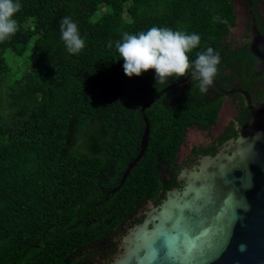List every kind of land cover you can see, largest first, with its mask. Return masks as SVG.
<instances>
[{
    "label": "trees",
    "instance_id": "16d2710c",
    "mask_svg": "<svg viewBox=\"0 0 264 264\" xmlns=\"http://www.w3.org/2000/svg\"><path fill=\"white\" fill-rule=\"evenodd\" d=\"M19 2V29L0 42V264H78L92 257L84 250L96 232L86 226L94 204L105 197L95 188L111 160L106 146H114L121 165L133 153L131 139L141 135V107L184 78L156 84L154 70L128 78L115 42L125 32L152 27L196 33L200 44L188 53L190 61L211 47L227 69L232 0ZM101 8L106 11L99 14ZM68 16L85 41L78 55H70L61 40V21ZM28 19L31 30L23 27ZM27 43V69L14 78L5 54L22 45L21 53ZM191 88L194 95L180 87L168 90L145 109L149 136H180L188 120L212 119L200 105L198 83ZM123 191L134 193L131 187Z\"/></svg>",
    "mask_w": 264,
    "mask_h": 264
},
{
    "label": "flooded vegetation",
    "instance_id": "af4514ba",
    "mask_svg": "<svg viewBox=\"0 0 264 264\" xmlns=\"http://www.w3.org/2000/svg\"><path fill=\"white\" fill-rule=\"evenodd\" d=\"M232 6L237 12H234V25L224 43L228 49L223 54L231 64L225 69L219 63L209 91L201 94L200 105L209 108L212 119L207 115L202 122L188 120L182 134L170 138L149 136L151 125L148 122L147 145L134 164L145 128L143 119L141 135L131 139L134 140L133 153L121 165L120 158L116 160L111 151L114 146H106L110 149L107 156L110 155L111 160L106 164V175L99 183L97 180L95 188L97 192H104L105 197L94 204L91 212L94 218L86 226L96 232L84 250L92 257L83 258L78 264H110L122 250L124 237L141 224L152 209L163 203L166 194L186 187V173L198 171L205 158H214L228 147L229 141L236 140L238 132L248 125L252 117L247 106L264 100V70L256 68L257 60L250 51L252 31L255 29L264 36V0H232ZM191 76L188 74L173 83L178 85L170 90L177 92L180 87L194 95L191 85L199 81L193 77L188 79ZM160 139L162 144L155 142ZM82 143L83 138H79L78 151ZM127 147L130 149L131 146ZM127 187L134 191L130 196H124L123 190ZM103 214L106 217L99 222L97 218H102Z\"/></svg>",
    "mask_w": 264,
    "mask_h": 264
},
{
    "label": "water",
    "instance_id": "95a60500",
    "mask_svg": "<svg viewBox=\"0 0 264 264\" xmlns=\"http://www.w3.org/2000/svg\"><path fill=\"white\" fill-rule=\"evenodd\" d=\"M251 36L250 51L262 71L264 36L255 29ZM176 85L141 108L145 128L133 164L147 145L145 108ZM247 107L252 117L236 140L214 158H205L198 171L186 173V187L166 194L124 237L110 264H264V100Z\"/></svg>",
    "mask_w": 264,
    "mask_h": 264
},
{
    "label": "clouds",
    "instance_id": "9594fccd",
    "mask_svg": "<svg viewBox=\"0 0 264 264\" xmlns=\"http://www.w3.org/2000/svg\"><path fill=\"white\" fill-rule=\"evenodd\" d=\"M22 10L19 0H0V42L9 40L19 29L17 14ZM61 40L70 55H78L85 47L77 24L70 16L64 17L60 26ZM200 36L196 33L172 30L168 27H152L137 34H122L115 48L123 60V71L128 78L140 77L154 70L156 84L168 85L191 74L198 80L201 93H207L217 74L219 54L209 47L197 53L194 62L188 53L199 47ZM110 41L108 47L112 48ZM244 245L240 248L243 251Z\"/></svg>",
    "mask_w": 264,
    "mask_h": 264
},
{
    "label": "rangeland",
    "instance_id": "374dc122",
    "mask_svg": "<svg viewBox=\"0 0 264 264\" xmlns=\"http://www.w3.org/2000/svg\"><path fill=\"white\" fill-rule=\"evenodd\" d=\"M105 11H106L105 8H101L99 14H101ZM234 12H237V9H234ZM240 18H242V17H240ZM23 27L26 30H31L33 28V20L28 19L23 24ZM21 47H22V45L16 47L13 50L7 51V53L5 54V64H6L7 70L10 73H12L14 78H19L20 76L23 75V73L27 69L28 62H29L28 56H29L30 43H27L25 45L26 50H24L20 53V49H22Z\"/></svg>",
    "mask_w": 264,
    "mask_h": 264
},
{
    "label": "snow or ice",
    "instance_id": "6c2138e0",
    "mask_svg": "<svg viewBox=\"0 0 264 264\" xmlns=\"http://www.w3.org/2000/svg\"><path fill=\"white\" fill-rule=\"evenodd\" d=\"M194 247H195V246H193V247H191V248H189V249L187 250L189 254L192 253V251L194 250Z\"/></svg>",
    "mask_w": 264,
    "mask_h": 264
}]
</instances>
